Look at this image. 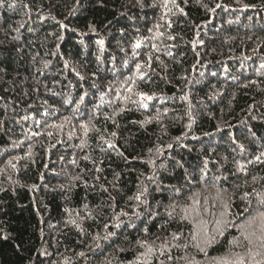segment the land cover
<instances>
[{
	"label": "trees",
	"instance_id": "obj_1",
	"mask_svg": "<svg viewBox=\"0 0 264 264\" xmlns=\"http://www.w3.org/2000/svg\"><path fill=\"white\" fill-rule=\"evenodd\" d=\"M0 5V264L244 254L230 242L264 211V0ZM190 198L215 205L209 227L229 205L207 255Z\"/></svg>",
	"mask_w": 264,
	"mask_h": 264
},
{
	"label": "snow or ice",
	"instance_id": "obj_2",
	"mask_svg": "<svg viewBox=\"0 0 264 264\" xmlns=\"http://www.w3.org/2000/svg\"><path fill=\"white\" fill-rule=\"evenodd\" d=\"M169 38L171 39V37ZM100 43L103 44V41H100ZM139 46V44L135 45V47ZM136 67L137 69H140L141 66L138 64ZM129 91H131V88L129 89ZM139 96L141 98V101L152 99L151 96H148L144 93H140ZM126 99L128 98L126 97ZM81 127L85 129V134H87V125H81ZM112 135L114 136L115 133H113ZM109 147H113V145L110 144ZM85 159H87V157H85ZM257 159L260 158L257 157ZM13 167H15V165H13ZM243 167L244 166L241 165V170H243ZM253 179H255V177H253ZM257 195L260 197L259 203L264 206V196H261L259 193H257ZM248 196L249 193H245L244 197L242 198L246 199ZM135 198L137 200H140L141 195H137ZM207 203V198H205L204 204ZM214 207L215 205L205 207L201 204L200 200L192 199V203L182 209V212L184 213L182 219L188 220L193 224L194 230L191 234V239L196 242L194 246L200 252H204L205 255H207L206 248L216 242L217 236H223L225 227L231 223L230 220L223 219L225 215L231 214L229 205L226 203L223 205L224 211L219 214L221 218L213 219L212 227H209V221L204 219L203 216L207 214L214 217L216 215L212 211V208ZM169 215H171V213H169ZM189 217H191V219H189ZM241 235L243 236L242 241L234 240L230 243H232L236 247H245L246 252L244 254H241L239 252L234 253V259H230L228 257L212 258L214 264H264V211H260L255 215H252L250 219L246 220V222L241 225ZM173 239L179 240L180 235L174 233ZM138 243L141 248H146V252H141L140 257H146L154 252L153 247L146 241ZM184 247L187 248L188 245L185 244ZM253 249H255V251ZM81 255H83V253H81ZM168 258L172 259L171 256H169ZM137 259L139 261V257ZM140 264H150V262L145 259L144 261H140ZM189 264H199V262L192 260L189 261Z\"/></svg>",
	"mask_w": 264,
	"mask_h": 264
}]
</instances>
